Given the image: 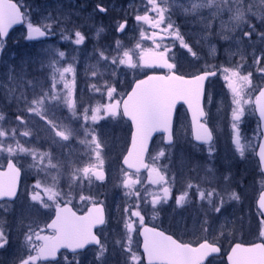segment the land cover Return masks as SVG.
Here are the masks:
<instances>
[{"label":"flooded vegetation","instance_id":"flooded-vegetation-1","mask_svg":"<svg viewBox=\"0 0 264 264\" xmlns=\"http://www.w3.org/2000/svg\"><path fill=\"white\" fill-rule=\"evenodd\" d=\"M169 72L143 66L140 75L128 84L115 82L111 88H98L95 103L85 107L77 103V94L71 95L68 115L80 129L72 137L58 136L86 154L91 165H72L69 178L59 177L69 169L63 162L47 169L36 163L47 172L42 177L38 167L27 170L30 178L23 209L29 216L21 234L23 254L11 262L2 257L5 248L1 243L0 264H106L110 260L118 249L110 241L119 233L111 234L108 228L111 209L106 189L110 173L100 162H104L102 155L107 152L120 155L118 177L124 189L119 194L120 206L128 221L117 238L123 245L118 250L133 264H236L235 246L264 248V214L258 208L264 196V171L258 158L263 132L257 98L264 85L256 92L252 89L246 97L244 86L224 77L214 90L232 95L220 109L217 103L208 101L209 81L203 100L204 119L200 122L204 136L199 142L193 138L184 106L176 108L168 140L164 134L147 140L154 126L148 116L154 108L135 107L140 113V133L147 135L140 134L136 146L139 152L147 145L148 149L132 170L123 166L134 134L123 111L125 101L135 84ZM172 72L176 73L174 69ZM219 77L216 72L215 79ZM149 96V91L139 93L140 100ZM220 110L227 117L224 123L218 115ZM104 126L109 129L99 134ZM161 126L164 128V123ZM96 152L100 157L94 156ZM181 155L186 158L184 162ZM19 172L22 189L25 173ZM19 193L13 201L1 200L0 209L14 206ZM88 216H101L104 222L99 224L86 219ZM145 229L167 241L164 250L150 252L149 260L143 249ZM159 256H166V263L157 260Z\"/></svg>","mask_w":264,"mask_h":264},{"label":"rangeland","instance_id":"rangeland-1","mask_svg":"<svg viewBox=\"0 0 264 264\" xmlns=\"http://www.w3.org/2000/svg\"><path fill=\"white\" fill-rule=\"evenodd\" d=\"M11 1L22 10L23 24L8 40H0V168L13 161L25 173L18 202L0 209V240L7 232V239L0 242L5 248L2 257L11 262L24 250L27 170L38 167L42 177L45 169L63 162L69 169L59 177L69 178L72 165H91L86 154L58 136L72 137L80 129L68 115L73 93L80 106L95 103L98 88L132 82L144 59L156 55L168 59L181 76L218 72L220 77L209 84L208 101L220 109L232 95L214 90L224 77L244 86L246 97L264 85V0ZM78 13L86 21L77 19ZM32 28L40 29L44 37L30 42L27 33ZM157 36L162 38L156 40ZM127 57H132L131 68ZM218 115L224 123L225 113L220 110ZM108 129L100 128L99 134ZM119 156L107 152L100 162L110 173L108 228L111 234L119 233L110 244L122 249L117 238L125 231L128 216L120 206L124 189L118 177ZM184 158L180 156L183 162ZM118 249L105 263L133 264Z\"/></svg>","mask_w":264,"mask_h":264},{"label":"water","instance_id":"water-1","mask_svg":"<svg viewBox=\"0 0 264 264\" xmlns=\"http://www.w3.org/2000/svg\"><path fill=\"white\" fill-rule=\"evenodd\" d=\"M23 23L22 12L18 5L10 0H0V39L2 41L7 40L9 35L21 27ZM41 37L39 29H30L28 32L29 40H37ZM130 66V61H128ZM145 65L150 68L158 70H172L173 66L170 62L162 59L159 56H151L146 59ZM215 73H201L194 77H181L174 73H170L168 76L155 75L144 79L139 84H135L132 92L127 97L124 104V114L126 118L133 124L134 134L132 147L123 160V166L132 170L137 163V160L141 158V161L146 156L148 145L144 151L139 152L136 142L140 138V127L138 126L140 113L136 111L135 107L149 105L154 108L150 114L149 119H152L151 123L154 125L149 131L150 140L156 134H164L168 139L171 138V128L176 108L178 106H184L190 118L193 138L196 142L204 136V130L200 126V122L204 118L203 111V99L205 86L208 80L215 77ZM144 83V84H141ZM149 91L150 96L148 99L140 100L139 93ZM259 120L260 126L263 132V138L260 142L258 149V158L261 162L262 169L264 171V87L259 92ZM146 117V116H145ZM141 123V122H140ZM164 123L165 127L162 128ZM157 124V125H155ZM143 133V132H142ZM145 135L146 134H141ZM20 172L15 167L13 162H9L4 171H0V201L9 200L13 201L19 190ZM258 208L264 213V196L258 203ZM89 215H92L90 212ZM86 219L96 220L99 224L104 222L103 217H91ZM144 231V251L146 252L147 259H151L150 252L153 250H164L165 239L153 237L155 232L150 230ZM233 253L237 254L238 259L236 264H264V248L258 246L245 247L235 246ZM165 255V254H164ZM167 261L166 256H159L157 260Z\"/></svg>","mask_w":264,"mask_h":264},{"label":"bare ground","instance_id":"bare-ground-1","mask_svg":"<svg viewBox=\"0 0 264 264\" xmlns=\"http://www.w3.org/2000/svg\"><path fill=\"white\" fill-rule=\"evenodd\" d=\"M84 17H85V16H84ZM84 17H82L79 13L77 14V19H81V20L86 21V19H85Z\"/></svg>","mask_w":264,"mask_h":264}]
</instances>
